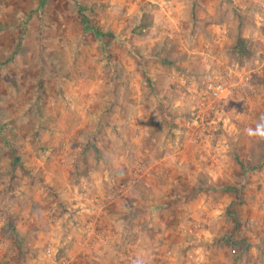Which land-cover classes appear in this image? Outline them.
Listing matches in <instances>:
<instances>
[{
  "label": "rangeland",
  "instance_id": "rangeland-1",
  "mask_svg": "<svg viewBox=\"0 0 264 264\" xmlns=\"http://www.w3.org/2000/svg\"><path fill=\"white\" fill-rule=\"evenodd\" d=\"M261 122L264 0H0V264H264Z\"/></svg>",
  "mask_w": 264,
  "mask_h": 264
},
{
  "label": "built area",
  "instance_id": "built-area-1",
  "mask_svg": "<svg viewBox=\"0 0 264 264\" xmlns=\"http://www.w3.org/2000/svg\"><path fill=\"white\" fill-rule=\"evenodd\" d=\"M235 77L238 79V83H243V84H249L251 82L252 79V74L248 75V73L244 72V73H236ZM229 78H231V72H227V79L226 80H219V81H209L206 83L205 87H204V96L208 97L214 101L217 100H222L224 98H227L230 94V88L231 85L229 83ZM203 107V106H201ZM200 110H202V108H200ZM187 127L188 128H195L194 132H193V136L196 135L199 136V134L201 132L205 131V123H204V119L200 118V116L196 117L194 120L188 121L187 122ZM124 186H122L121 188H119L117 190L118 193L123 192ZM46 253L51 256L52 255V251L51 249H48L46 251Z\"/></svg>",
  "mask_w": 264,
  "mask_h": 264
},
{
  "label": "crops",
  "instance_id": "crops-1",
  "mask_svg": "<svg viewBox=\"0 0 264 264\" xmlns=\"http://www.w3.org/2000/svg\"><path fill=\"white\" fill-rule=\"evenodd\" d=\"M225 31V30H224ZM248 73V75H250V74H252V73H254V72H252V71H245V73ZM241 73H244V72H241ZM144 157H146V156H144ZM135 168H133V170H132V172H133V174L134 175H136V174H138V173H142V175H147V171L146 172H141V170L140 169H137V170H134ZM135 179L134 178H131L130 180H128V182H127V185H126V187H125V190H123V193H128L130 190H132L133 188H134V185H135ZM117 194H119L118 192H117ZM132 204V203H131ZM129 205V204H128ZM132 205H134V204H132ZM50 239H52V237L50 238ZM134 255L136 256V257H138V255H136V254H131V252L130 251H127V253L124 255L123 254V256H122V253L120 254V256H122L126 261H127V263L128 264H139V262H138V259H137V261H136V259H135V257H134ZM140 257V256H139Z\"/></svg>",
  "mask_w": 264,
  "mask_h": 264
},
{
  "label": "clouds",
  "instance_id": "clouds-1",
  "mask_svg": "<svg viewBox=\"0 0 264 264\" xmlns=\"http://www.w3.org/2000/svg\"><path fill=\"white\" fill-rule=\"evenodd\" d=\"M248 134L252 136L264 137V122L258 123L255 130L248 129Z\"/></svg>",
  "mask_w": 264,
  "mask_h": 264
},
{
  "label": "trees",
  "instance_id": "trees-1",
  "mask_svg": "<svg viewBox=\"0 0 264 264\" xmlns=\"http://www.w3.org/2000/svg\"><path fill=\"white\" fill-rule=\"evenodd\" d=\"M83 22H84V25H85L86 29H89V26H88V24H87L85 19L83 20ZM95 32H96L97 36H100V34L97 31H95Z\"/></svg>",
  "mask_w": 264,
  "mask_h": 264
}]
</instances>
